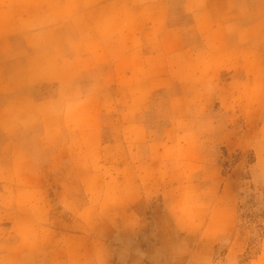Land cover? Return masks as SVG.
Returning a JSON list of instances; mask_svg holds the SVG:
<instances>
[{"label":"rangeland","instance_id":"374dc122","mask_svg":"<svg viewBox=\"0 0 264 264\" xmlns=\"http://www.w3.org/2000/svg\"><path fill=\"white\" fill-rule=\"evenodd\" d=\"M230 9L237 16L235 48L216 54L212 78L174 79L137 113L147 139L185 143L178 153L158 148L168 156L158 160L170 162L156 165V185L149 193L164 194H143L130 209L120 210V196L107 202L106 191L119 184L106 178L112 168L84 178L90 170L84 160L91 154L81 133H70L71 147L64 145L59 153L44 148L33 154L44 175L40 184L17 176L30 171L26 163L14 164V178L6 181L8 150L0 130V264H264V0H237ZM173 21L189 20L174 16ZM186 41L200 44L188 33ZM121 81L124 106L131 100L126 99L128 80ZM31 92L43 99L55 87L38 85ZM103 123L102 139L110 142L111 116ZM219 132L226 133L218 138ZM23 134L28 143L34 133ZM30 147L37 149L34 143ZM53 157L66 164L61 175L50 162ZM41 184L50 202L36 193ZM84 187L92 193L86 209L90 195L83 194ZM36 234L38 245L26 241Z\"/></svg>","mask_w":264,"mask_h":264},{"label":"crops","instance_id":"0c3cea01","mask_svg":"<svg viewBox=\"0 0 264 264\" xmlns=\"http://www.w3.org/2000/svg\"><path fill=\"white\" fill-rule=\"evenodd\" d=\"M176 2L180 5L176 6ZM236 3L237 0H0V130L6 136L2 147L8 150L4 180L14 178V164L26 163L32 165L30 171L17 176L37 181L31 185L40 184L38 180L44 175L38 172L41 167L33 154L44 148L59 153L62 146L71 147L70 133H81L87 138L84 146L91 154L84 160L90 169L84 178L97 177L100 169L106 172L112 168L106 178L116 179L119 184L114 191H106L107 202L109 196H120V210L130 209L143 194H164L149 193L155 189L156 165L170 162L158 160L168 157L158 148L162 153H178L185 143L147 139L146 124L137 118V113L145 107L141 103L151 101L156 91L169 90L174 79L212 78L214 71L209 70L217 66L213 64L218 59L216 54L235 48L231 40L238 34L237 16L230 6ZM174 16L187 17L189 21L174 22ZM186 33L199 38L200 44L187 42ZM241 48L248 49L249 45ZM121 79L128 80L126 99L131 100L124 106H120L118 94ZM46 84L54 85V94L36 98L31 89ZM110 116L115 135L107 142L101 131L103 120ZM233 129L228 128L230 135ZM23 133L27 138L34 133L28 143ZM224 133L219 132L218 138ZM33 143L37 149L31 150ZM106 151H111L110 158L104 155ZM50 162L56 172L66 167L55 157ZM185 162L189 161H181ZM39 186L36 193L50 202L46 187ZM167 187L166 184L162 189ZM84 188L83 194L90 195L84 203L86 209L92 193ZM79 189L71 193L74 198ZM25 224L33 227L35 223ZM26 239L37 245L40 242L39 234Z\"/></svg>","mask_w":264,"mask_h":264}]
</instances>
